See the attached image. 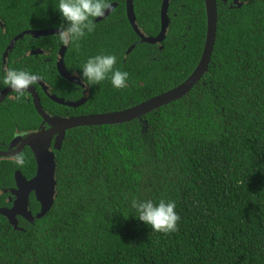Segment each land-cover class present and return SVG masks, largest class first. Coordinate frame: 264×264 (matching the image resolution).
<instances>
[{"label": "trees", "instance_id": "trees-1", "mask_svg": "<svg viewBox=\"0 0 264 264\" xmlns=\"http://www.w3.org/2000/svg\"><path fill=\"white\" fill-rule=\"evenodd\" d=\"M160 1L134 0L146 35L158 31ZM58 2L0 0V51L23 31L67 26ZM109 2L114 11L67 47L65 62L82 81L90 56L114 54L129 73L127 88L106 80L88 87L78 109L50 102V113L127 109L178 86L197 66L203 0H172L158 46L137 43L124 0ZM55 162L44 217L20 219L17 231L0 215V264H264V0L218 9L208 70L186 96L142 121L66 131ZM133 198L175 201L178 230L152 231L133 216ZM38 209L31 199V213Z\"/></svg>", "mask_w": 264, "mask_h": 264}, {"label": "water", "instance_id": "water-1", "mask_svg": "<svg viewBox=\"0 0 264 264\" xmlns=\"http://www.w3.org/2000/svg\"><path fill=\"white\" fill-rule=\"evenodd\" d=\"M205 15H206V33L203 49L201 52L200 59L197 63V66L192 71V73L178 86L170 89L166 92H163L157 96H154L142 103H139L133 107L107 112L99 114H87L70 118H58L48 116L42 109L39 104L37 96H34L33 105L36 112L41 116L44 123H47L50 127L49 129L41 130L40 132L33 133L29 135L26 139V144L31 146L34 158L36 162V173L34 177L26 181L19 172L16 173V181L18 185V190L13 191L16 199L11 208H0V215L3 216L9 225L17 231L22 230L19 227V221L17 217H21L27 222H33L35 219H40L44 217L49 210L51 209L54 198H55V189H56V162L55 155L53 152L49 151V146L52 138L57 135L58 138L55 140L54 150L59 151L62 145V141L65 137V132L78 127L86 126H103V125H115L128 123L133 120L142 121V117L146 114L166 106L174 101H177L184 96H186L189 91L201 80V78L206 74L208 66L211 60L213 47L216 38V25H217V8L215 0H203ZM237 0H233V3H236ZM111 9L106 11L105 17L97 18L96 23L107 18L115 9L116 4H111ZM240 5H237L239 7ZM168 0H163L160 8V31L156 37H146L138 29L135 23V14L133 7V0H126V15L128 22L135 32L139 41L137 43H146V44H160L165 36L169 27V17L167 14ZM1 25V24H0ZM2 26V25H1ZM59 29H45V30H26L18 35H16L11 42L9 43L6 53H8L16 44L17 41L23 39L24 36L30 35L31 37L37 38L42 36H52L57 35ZM135 44L129 47L126 54H129ZM161 49V48H160ZM65 50V47L62 48V51ZM62 52L60 53L59 60L62 59ZM62 62V61H61ZM58 71L59 74L67 79L70 82L79 84L81 83L77 79L70 77L66 73L65 69L58 62ZM12 91L10 87L4 89L0 94V103L3 101L7 93ZM49 98L56 104L67 106L70 108H75L81 106L85 102V98H82L78 102L71 103L65 102L62 99H58L55 96H49ZM43 143V145H42ZM11 153H1L0 156H8ZM33 193L35 201L39 204V211L36 214H31L29 210V195Z\"/></svg>", "mask_w": 264, "mask_h": 264}, {"label": "flooded vegetation", "instance_id": "flooded-vegetation-1", "mask_svg": "<svg viewBox=\"0 0 264 264\" xmlns=\"http://www.w3.org/2000/svg\"><path fill=\"white\" fill-rule=\"evenodd\" d=\"M215 1L218 13V9H222L224 7L229 9L240 8L246 3L247 0H237L236 3H233V0ZM162 2L163 0L160 1V8ZM171 3L172 0H168L167 14ZM237 5L240 6L237 7ZM124 13L125 20L128 22L126 15V0H124ZM137 27L144 36L154 38L159 33L160 22L158 31L154 35H146L141 31L138 25ZM27 37L28 38L22 40L21 44L18 46L15 44L8 53H6V50L11 40L6 45H4L0 51V73H2L8 67H14L17 69L31 71L40 77L35 85L29 87L28 91L21 100H17L16 93L14 91H10L0 103V154L11 153V155L8 156H0V208H11L13 206L16 197L12 192L19 189L16 181L17 172H19L22 178H24L26 181L31 180L36 173L37 167L34 153L31 146L26 144L27 137L33 133L40 132L41 130L46 131L50 128L47 123H44L41 116L36 112L33 105L34 96H37L39 104L48 116L70 118L81 116V114H76L75 112L72 114L68 112H65V114L50 113L49 103L54 102L49 98V96H55L56 98L62 99L65 102L75 103L82 98H85L86 102L89 95L88 87L84 85L78 74L73 71L72 63L66 64L65 62V53L67 47L62 46L58 40L46 38L48 36L34 38L30 35H27ZM156 45L158 46L160 44ZM63 47H65L64 51H62ZM61 52L62 59L59 60L58 56ZM58 62L63 66L66 73L69 74L70 77L77 79L82 86L63 78L58 71ZM7 87L8 86L3 84L2 79H0V94ZM81 106H77L75 108H70L67 106L63 107L78 109ZM57 138L58 136L55 135L52 138L49 146V151L53 152L54 155V144ZM17 154L24 157L23 165H17L15 163V157ZM31 199L35 200L33 193L29 195V210ZM20 219L22 218L17 217L18 221H20Z\"/></svg>", "mask_w": 264, "mask_h": 264}, {"label": "clouds", "instance_id": "clouds-1", "mask_svg": "<svg viewBox=\"0 0 264 264\" xmlns=\"http://www.w3.org/2000/svg\"><path fill=\"white\" fill-rule=\"evenodd\" d=\"M111 6L109 0H59L56 9L67 26L59 25L55 36L62 46L77 45L95 30L96 19L105 17ZM117 63L118 57L114 54L101 52L90 56L80 69L84 85L90 87L110 80L115 89L127 88L129 73L118 68ZM0 79L16 93V99L21 100L29 87L35 85L40 77L28 70L8 67L0 73ZM15 163L23 165L24 157L17 154ZM131 207L138 214L133 216L149 226L152 231L169 234L178 230L181 217L175 210V201L160 199L159 202H154L151 199L133 198Z\"/></svg>", "mask_w": 264, "mask_h": 264}, {"label": "rangeland", "instance_id": "rangeland-1", "mask_svg": "<svg viewBox=\"0 0 264 264\" xmlns=\"http://www.w3.org/2000/svg\"><path fill=\"white\" fill-rule=\"evenodd\" d=\"M0 24H1V22H0Z\"/></svg>", "mask_w": 264, "mask_h": 264}]
</instances>
